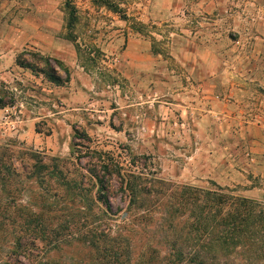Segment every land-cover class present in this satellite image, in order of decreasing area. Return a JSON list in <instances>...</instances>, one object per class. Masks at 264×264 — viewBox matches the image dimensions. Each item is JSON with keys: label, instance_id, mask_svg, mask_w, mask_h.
<instances>
[{"label": "rangeland", "instance_id": "obj_1", "mask_svg": "<svg viewBox=\"0 0 264 264\" xmlns=\"http://www.w3.org/2000/svg\"><path fill=\"white\" fill-rule=\"evenodd\" d=\"M71 1L73 28L67 0H0V146L23 174L32 149L92 191L23 175L0 207V264H108L111 241L138 254L160 242L153 224L183 185L264 204V0H117L126 19ZM23 51L63 61L70 81L20 66ZM98 154L158 181L152 215L116 181L111 215L92 202L86 174H102ZM130 206L133 227L122 221Z\"/></svg>", "mask_w": 264, "mask_h": 264}, {"label": "trees", "instance_id": "obj_2", "mask_svg": "<svg viewBox=\"0 0 264 264\" xmlns=\"http://www.w3.org/2000/svg\"><path fill=\"white\" fill-rule=\"evenodd\" d=\"M93 1L126 19V10L119 1ZM67 9H69L68 25L73 28L77 15L76 6L71 0H67ZM17 63L55 85H64L71 79L68 65L59 59L44 56L40 52L23 51L17 56ZM3 96L0 94V108L5 106ZM76 133L86 135L79 131ZM15 159L16 154L12 148L0 146L1 208L8 203L6 199L14 197L12 192L16 190L14 189L16 183L23 175L42 185L47 182L46 175L49 174L55 181H67L66 183L69 184L67 188L81 196H84L85 192L92 191L84 186L83 181L69 176L68 171L62 169L59 163H46L43 154L38 151L32 149L28 151L31 164L24 174L17 168ZM97 159L98 169L102 174L97 170L95 172L87 170L86 174V178L96 188V195L90 194L92 202L103 205V210L111 215L113 201L106 191L108 192L116 181L120 182L121 188L135 209L142 208L141 213L144 217L152 215V206L147 200L153 191L155 193L158 181L143 174L130 172L120 163L104 159L102 154H98ZM80 173L84 174L81 171ZM157 189L156 191L159 192L160 190ZM170 195L173 199H169L164 211L160 212L162 218L153 224L154 232L159 233L161 237L158 243L164 244V250L159 246L153 247L160 245L158 243L149 244L138 254H134L130 242L121 247L116 246L118 242L116 244L111 241L103 250V257L108 259V264H264V204L255 199L228 193L222 187L198 188L183 185L180 191L172 192ZM5 208L7 207H3ZM130 209L122 217V221L133 227L137 211H132V206ZM2 213L0 219L6 217ZM29 221L35 222L31 218ZM180 222L183 224L181 225ZM20 241L21 239L17 238V246L13 244L15 245L13 248L23 249V253H26L29 245L23 246ZM18 249H12L17 258L21 253ZM17 260L20 262L19 259ZM8 263L9 261H6L3 264Z\"/></svg>", "mask_w": 264, "mask_h": 264}]
</instances>
